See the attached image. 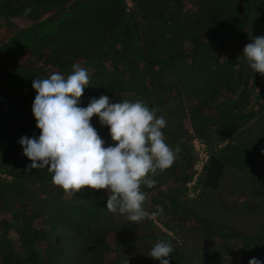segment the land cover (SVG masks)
Here are the masks:
<instances>
[{"label":"rangeland","instance_id":"374dc122","mask_svg":"<svg viewBox=\"0 0 264 264\" xmlns=\"http://www.w3.org/2000/svg\"><path fill=\"white\" fill-rule=\"evenodd\" d=\"M251 1L0 0V65L10 66L0 68V264L6 243L21 254L26 220L46 232L44 264H159L148 256L158 241L172 244L171 264H264V75L243 56L250 34L264 36V18H253ZM77 63L90 77L80 106L107 95L165 118L174 163L154 188L142 186L147 209L161 205L162 216L131 222L107 209L109 192L66 193L47 168L26 171L19 141L41 134L33 79L70 75ZM220 77L248 78L219 95ZM199 139L224 164L218 192L210 183L219 167L201 170Z\"/></svg>","mask_w":264,"mask_h":264},{"label":"clouds","instance_id":"9594fccd","mask_svg":"<svg viewBox=\"0 0 264 264\" xmlns=\"http://www.w3.org/2000/svg\"><path fill=\"white\" fill-rule=\"evenodd\" d=\"M30 11L25 10L26 14ZM250 39L243 56L251 69L264 75V36L250 34ZM72 68L67 76L53 72L48 78L33 79L37 95L32 110L41 134L38 139L23 136L19 141L32 161L26 171L47 168L53 174L52 183L70 194L85 188L106 190L107 209L126 215L131 222L162 216L161 205L151 212L147 209L149 198L142 186L154 188L158 170L163 172L174 163L176 154L162 131L165 118L142 100L111 101L107 95L92 98L87 107L80 106L90 77L80 64ZM94 116L109 129L112 145L105 146L91 123ZM172 252L170 242L158 241L148 256L159 264H171ZM249 264L261 262L253 258Z\"/></svg>","mask_w":264,"mask_h":264},{"label":"trees","instance_id":"16d2710c","mask_svg":"<svg viewBox=\"0 0 264 264\" xmlns=\"http://www.w3.org/2000/svg\"><path fill=\"white\" fill-rule=\"evenodd\" d=\"M45 1H51V0H45ZM48 3H49V5H53V3H50V2H48ZM57 4H55V5H57ZM61 67L64 68L63 66H61ZM0 68H2V70L6 71L9 69V66L6 63H3L0 65ZM2 70H0V72H2ZM93 122H97L100 124L98 127H102L101 131L102 130L104 131L103 133L100 134V136L102 138H104L106 136L105 132L109 133V129L106 126L101 125L99 117H97V116H94L92 118L91 123H93ZM214 163L218 165L219 171L216 173L215 180L210 183V186L212 188H216L218 186L219 181L222 177V169L224 166L223 162L219 158L212 156L208 162V165L205 166V170L210 172L212 170ZM257 180L261 184L262 189H264V178L259 177ZM104 191L108 192L106 190H104ZM17 234L19 236V242L21 244L20 246L22 248L21 254H23L25 256L21 257L20 253H16L14 251V247L12 246V244L6 243L5 246L7 247L9 253L4 255V259H3L4 264H13V261L16 264H44V263H42L43 260H40L39 255L43 254L48 249H47V247L45 249H41L39 244L48 240L47 236H46V232L43 229L34 228L33 227V221L26 220L24 222V227L19 228Z\"/></svg>","mask_w":264,"mask_h":264},{"label":"crops","instance_id":"0c3cea01","mask_svg":"<svg viewBox=\"0 0 264 264\" xmlns=\"http://www.w3.org/2000/svg\"><path fill=\"white\" fill-rule=\"evenodd\" d=\"M249 8H251L252 9V16H253V18H255V19H260V18H264V0H252L251 1V4H250V7ZM8 65V64H7ZM9 66V65H8ZM10 67V66H9ZM239 78L240 77H220L219 79L221 80V82H224L225 84L223 85L222 84V86H221V89H218V93H219V91H220V93H219V95L222 93V92H226V94H228V93H230V91H233V89L234 90H240L241 88H244V83H242L243 82V80L242 79H247L248 77H243V78H241V81H239ZM236 81H238L237 83H234V82H236ZM241 82V83H240ZM239 83V84H238ZM176 90H179V88H176ZM175 91V90H174ZM235 92V91H234ZM257 92V91H256ZM260 92V91H259ZM258 93V92H257ZM207 95L208 94H205V96L202 98V101H199L198 99H192V102L191 103H193L192 104V106H195V107H198L200 104H202V103H204V102H206L208 99H211V98H209V97H207ZM212 97V96H211ZM217 99V98H216ZM216 99L213 101L214 103H216ZM263 99H264V95H263ZM251 123V122H250ZM182 128H183V126H182ZM188 132L186 129H184V131L183 132ZM183 140L184 139H180L179 140V142H183ZM176 141V140H175ZM224 144V146H226V144H227V142H226V140H225V142H223ZM241 143V141L239 140V141H236V143L234 144V145H238V144H240ZM181 144V143H180ZM234 145H232V146H234ZM249 147H252L253 145L251 144V145H248ZM248 147V148H249ZM221 150H223V149H221ZM221 150H219V151H221ZM217 151V150H216ZM216 154H211V156H209V159L205 162V165H204V168L202 169L203 170V172L205 171V166H207L208 165V162H209V160H210V158L212 157V156H215ZM220 157V156H219ZM218 157V158H219ZM221 161H222V159L221 158H219ZM222 178H223V176H222ZM259 178V177H258ZM257 178V179H258ZM219 187H220V181H219V184H218V186L216 187V188H212V190L211 191H214V192H218L219 191ZM225 195H226V193H225ZM212 197H210L209 199H211Z\"/></svg>","mask_w":264,"mask_h":264},{"label":"built area","instance_id":"2783aa9c","mask_svg":"<svg viewBox=\"0 0 264 264\" xmlns=\"http://www.w3.org/2000/svg\"><path fill=\"white\" fill-rule=\"evenodd\" d=\"M195 149L201 151L202 158H204L202 164L200 165L201 170L204 168L205 162L209 159V151L207 145L202 139L195 141Z\"/></svg>","mask_w":264,"mask_h":264}]
</instances>
